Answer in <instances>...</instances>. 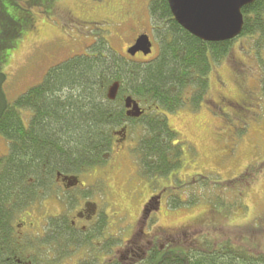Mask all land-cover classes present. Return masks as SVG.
<instances>
[{
	"label": "trees",
	"instance_id": "16d2710c",
	"mask_svg": "<svg viewBox=\"0 0 264 264\" xmlns=\"http://www.w3.org/2000/svg\"><path fill=\"white\" fill-rule=\"evenodd\" d=\"M13 2L0 0V17L7 22L3 30L9 37L18 36L15 13L11 15L6 5L13 11ZM169 8L168 0L149 1V20L158 43V53L151 60L122 56L99 34L85 53L50 66L40 82L6 100L0 118V135L9 144L8 152L0 156V264H8L5 258L28 260L29 244L14 237L12 218L42 200L58 173L76 175L105 164L116 128L143 126L145 132L131 151L142 175L166 177L178 170L183 164V142L163 113L184 107L187 94L189 104L197 109L207 93L212 63L224 60L238 38L250 40L255 56L264 51V0L241 9L243 26L238 36L217 42L198 39L180 27ZM3 58L0 56V63ZM261 66L264 68L262 61ZM113 84L118 87L110 98L107 95ZM260 88L264 91V77ZM127 96L145 106L146 112L138 118L126 116ZM260 169L251 165L241 175L222 182L200 175L186 183L178 180L171 190L207 189L190 200L182 199V192H170L166 204L170 209L190 207L201 198L224 203L223 192L232 186L237 190L229 198L237 201L241 197L235 194ZM57 258L51 256L49 261ZM187 258L189 264H264V251L228 239L218 248L210 243L208 248L189 250ZM160 264H183V260L172 255L162 258Z\"/></svg>",
	"mask_w": 264,
	"mask_h": 264
},
{
	"label": "rangeland",
	"instance_id": "374dc122",
	"mask_svg": "<svg viewBox=\"0 0 264 264\" xmlns=\"http://www.w3.org/2000/svg\"><path fill=\"white\" fill-rule=\"evenodd\" d=\"M149 1L139 2L141 7L145 6L148 19ZM123 4L122 0H14L13 12L12 6L6 3L11 15L15 13L12 16L18 34L5 35L3 28L7 27V22L0 17V56H5L0 72L6 75L7 101L40 82L50 66L71 55L85 53L98 34L107 36L112 49L121 54L129 40L120 39L116 31L121 29L125 33L128 26L111 25L110 32L108 28L103 31L101 24L96 22L104 20L106 14L117 20L114 12L119 13ZM59 8L62 10L56 11ZM66 9L76 19L94 23L72 21L62 14ZM149 25L150 20L146 28ZM156 40H152L154 54L142 59L151 60L157 55ZM261 61L263 64L264 51L255 56L250 40L238 38L224 60L212 63L207 93L200 106L192 108L187 94L184 107L163 113L169 126L178 132L179 141L183 142V164L166 177H147L137 168L131 151L145 132L141 124L133 125V129L126 124L127 128L113 131L107 162L83 169L77 175L81 182L96 183L98 192H94V199L108 216L106 232L112 233L114 238L125 239L133 231L147 198L161 194V200L160 196L156 199L161 201L157 215L148 219L154 229L151 231L147 227L145 230L148 234L156 230L163 233V250L152 264H160L162 258L172 255L181 257L183 264H189V250L205 249L210 243L218 248L228 239L264 251V166H261L264 163V91L260 88L264 68ZM8 149L7 140L0 135V156ZM251 165L261 169L252 176L247 187L235 194L241 197L237 201L229 198L232 190H237L232 186L233 189L223 192L224 203L201 198L190 207L170 209L166 204L170 192L181 194L183 191L184 187L170 189L178 180L186 183L200 175L211 178L212 182H222L241 175ZM206 189L192 186L180 197L190 200L193 195H203ZM47 199L37 203L43 220L64 211V203L53 198V193ZM34 204L24 210L23 215L33 210ZM29 229L32 227L24 225L25 231ZM148 234L142 238H149ZM98 257L101 260V255Z\"/></svg>",
	"mask_w": 264,
	"mask_h": 264
},
{
	"label": "flooded vegetation",
	"instance_id": "af4514ba",
	"mask_svg": "<svg viewBox=\"0 0 264 264\" xmlns=\"http://www.w3.org/2000/svg\"><path fill=\"white\" fill-rule=\"evenodd\" d=\"M122 1L124 3L122 10L119 13L114 12L117 20H114L113 15L106 14L104 20L96 23L101 24L103 31L108 28L107 31L110 32H112L111 25L117 27L127 25L128 28L124 31L125 33H122L121 29L116 31L120 39L128 38L129 40V44L120 53L124 57H129V59L151 58L154 54L152 40L155 38L151 21L148 28H146L150 17L148 19L145 15V6L141 7L139 5L140 0ZM139 6L142 8L141 10ZM60 10L62 8L56 11L60 12ZM62 14L80 24L94 23L91 20L85 22L83 19H76L69 9H66ZM142 34L149 36L152 51L147 55H143L141 52H135L134 55H131L128 51L129 47L134 45V41ZM99 36L98 34L96 38ZM103 37L107 39V36L103 35ZM107 42H110L109 39H107ZM140 107L143 108L144 114L147 109L143 105H140ZM77 175L58 173L56 179L52 182L51 189L48 190V194L42 199L48 200L49 195L53 193V198L60 199L64 203V211L57 213V215L47 216L43 220L42 213L37 210V203L42 200H36L33 202L36 203L33 210L23 215L24 210L29 208L30 205L23 210V213L12 218L14 237L20 240L26 239L30 248L28 250V260L5 258V261L8 264H145L150 259L154 260L163 250V233L156 230L148 234L145 230L147 227L148 229L150 227L149 230L154 229L152 225L150 226L148 219L152 215H157L156 211H159L162 195H151L147 198L138 221L134 223L133 231L125 239H117V237H113L112 233L106 232L108 216L95 202L94 192L98 190L96 183L89 185L84 181L81 182L78 180ZM158 196H160V200H156ZM51 220L53 221L51 222ZM24 225H29L32 229L25 231ZM147 234L149 238H142ZM164 239L167 240V238ZM116 253L121 254L117 255ZM99 255L102 257L101 260L98 257ZM51 256H58V258L50 262L49 257ZM43 257L48 260H42Z\"/></svg>",
	"mask_w": 264,
	"mask_h": 264
},
{
	"label": "water",
	"instance_id": "95a60500",
	"mask_svg": "<svg viewBox=\"0 0 264 264\" xmlns=\"http://www.w3.org/2000/svg\"><path fill=\"white\" fill-rule=\"evenodd\" d=\"M257 0H168L173 19L192 35L203 41L217 42L234 39L241 33L243 16L241 9ZM129 47L131 55L141 52L150 54L152 43L147 34H142ZM6 75L0 72V118L7 107L3 90ZM117 85L109 89L107 96L114 98ZM126 116L138 118L143 115L139 103L131 96L125 99Z\"/></svg>",
	"mask_w": 264,
	"mask_h": 264
}]
</instances>
